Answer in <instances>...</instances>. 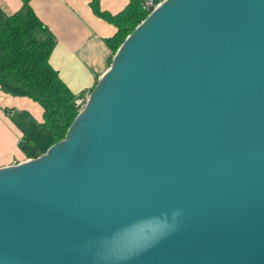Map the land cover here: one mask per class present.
Instances as JSON below:
<instances>
[{
    "label": "water",
    "instance_id": "water-1",
    "mask_svg": "<svg viewBox=\"0 0 264 264\" xmlns=\"http://www.w3.org/2000/svg\"><path fill=\"white\" fill-rule=\"evenodd\" d=\"M0 264H264V0H162L66 136L0 167Z\"/></svg>",
    "mask_w": 264,
    "mask_h": 264
},
{
    "label": "crops",
    "instance_id": "crops-1",
    "mask_svg": "<svg viewBox=\"0 0 264 264\" xmlns=\"http://www.w3.org/2000/svg\"><path fill=\"white\" fill-rule=\"evenodd\" d=\"M101 11L117 15L131 0H98ZM39 18L55 37L51 62L77 94L86 98L108 69L113 51L108 38L118 27L98 14L93 0H30ZM24 8L23 0H0V13ZM0 80V167L23 162L19 142L31 138L40 148L52 141L43 126V106L33 98L5 88Z\"/></svg>",
    "mask_w": 264,
    "mask_h": 264
},
{
    "label": "trees",
    "instance_id": "trees-1",
    "mask_svg": "<svg viewBox=\"0 0 264 264\" xmlns=\"http://www.w3.org/2000/svg\"><path fill=\"white\" fill-rule=\"evenodd\" d=\"M23 2L21 10L8 15L0 13V80L5 82L6 89L27 95L43 106V126L51 133V143L40 148L29 137L19 142L28 158H37L66 136L81 107L77 94L51 62L55 46L53 33L36 14L30 0ZM93 6L98 14L118 27L108 38L113 56L149 13L142 9L141 0H131L117 15L101 11L98 0H93Z\"/></svg>",
    "mask_w": 264,
    "mask_h": 264
},
{
    "label": "built area",
    "instance_id": "built-area-1",
    "mask_svg": "<svg viewBox=\"0 0 264 264\" xmlns=\"http://www.w3.org/2000/svg\"><path fill=\"white\" fill-rule=\"evenodd\" d=\"M162 0H141V7L143 10L150 12L152 9H154ZM86 98L79 97L77 98V102L79 104H84L86 101Z\"/></svg>",
    "mask_w": 264,
    "mask_h": 264
},
{
    "label": "rangeland",
    "instance_id": "rangeland-1",
    "mask_svg": "<svg viewBox=\"0 0 264 264\" xmlns=\"http://www.w3.org/2000/svg\"><path fill=\"white\" fill-rule=\"evenodd\" d=\"M87 97H88V96H87ZM85 102H86V101H85ZM85 102H84V103H85ZM83 106H84V104H83V103H82V104H80V107H81V108H82Z\"/></svg>",
    "mask_w": 264,
    "mask_h": 264
}]
</instances>
